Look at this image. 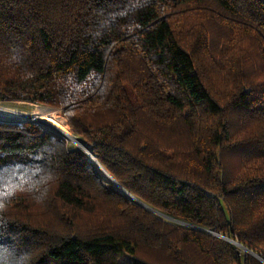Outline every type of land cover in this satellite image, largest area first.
I'll return each instance as SVG.
<instances>
[{"label": "trees", "instance_id": "obj_1", "mask_svg": "<svg viewBox=\"0 0 264 264\" xmlns=\"http://www.w3.org/2000/svg\"><path fill=\"white\" fill-rule=\"evenodd\" d=\"M7 100L60 107L122 188L35 119L0 120V264H155L140 246L261 264L207 232L264 258V0H0Z\"/></svg>", "mask_w": 264, "mask_h": 264}, {"label": "rangeland", "instance_id": "obj_2", "mask_svg": "<svg viewBox=\"0 0 264 264\" xmlns=\"http://www.w3.org/2000/svg\"><path fill=\"white\" fill-rule=\"evenodd\" d=\"M250 52H253L255 67L258 68L260 66V68H262V64L260 63V62H262L261 55L259 54L258 49L250 50ZM208 77H207V79H208L209 83L211 82L210 80H212V82H211L212 87H214L215 89H218L217 90L218 93H220V94L223 93L222 90H221L222 85H221L219 79H216L215 75L212 72H209ZM0 106L1 107L12 108V109H18V110L24 111V112L38 111V112L41 113V115L50 117L52 119V121L51 120L44 121V120H41V119H35V120L40 122V123H42L43 125H45L46 129L49 130L50 132H52L55 135H58V136L64 138L65 141L68 144V148L69 149H80V150H83L81 148L82 145L77 144L76 141L71 140L65 134H63L58 128H56L54 123L60 124L64 128V130L69 135L74 137L75 139H80L81 141L86 143V141L83 138H81V136H79L72 129V127L68 123L67 119L62 114L60 107H55V106H50V105L40 104V103H34V102H29V101H18V100L17 101H15V100L0 101ZM59 117H63L65 119V121H64L65 123H62L60 121ZM229 118H230L231 121H233L234 120V115L230 114ZM27 119H34V118H30L26 114L14 113V112H11V111H5V110H1L0 109V120H27ZM53 121H55V122H53ZM252 125H255V123L253 122ZM169 139H170V137H169ZM172 139H174V137ZM178 141L181 142V141H183V139L180 138V139H178ZM87 145L89 146L87 148H89L91 150V145L90 144H87ZM217 155L219 157V160H220L221 164L224 166V174L226 173L225 176H230V174H232L231 172L237 171V169L239 168V165L241 163L240 157L238 156L237 152H233L228 146H222V148H220V150L217 152ZM87 156H88V158H89V160L91 162L97 164L96 161L93 160L88 154H87ZM97 167H98L99 177H100V179H101V181H102V183L104 185L115 183L108 176L106 171L103 170L98 164H97ZM127 198L131 202H136V201H134L135 199L133 197L128 196V194H127ZM137 203L141 207L145 208L150 213H152L154 216H156V217H158V218H160L162 220L167 221L169 224H172V225H184V226H188L190 228L199 229V228H196L195 226L185 224V223H183L181 221L175 220V219H173V218H171L169 216L161 214V212L159 213L157 211H154V210L148 208L147 206H145V205H143V204H141L139 202H137ZM207 233L211 234V235H214V236H216V237H218V238H220L222 240H225L227 242H230L234 246V251L237 254L240 255L242 253H248V254L252 255L257 261H259V263L264 264V262L259 257L253 255L251 252L246 250L243 246H240L239 244H237V241L235 242L234 239L227 238V237H224V236L219 235V234H214L211 231H208ZM137 255L140 256V257H143L144 259H147L148 261H150L152 263H155V264H175V261L163 249L158 248V247H143V246H140L138 248V250H137ZM127 258H128L127 256H124L122 259L124 260V259H127Z\"/></svg>", "mask_w": 264, "mask_h": 264}, {"label": "bare ground", "instance_id": "obj_3", "mask_svg": "<svg viewBox=\"0 0 264 264\" xmlns=\"http://www.w3.org/2000/svg\"><path fill=\"white\" fill-rule=\"evenodd\" d=\"M0 109H1V110H5V111H11V112H14V113H22V114L37 115V116L41 115V113L38 112V111L24 112V111H20V110H18V109H12V108L1 107V106H0ZM42 114H43V113H42ZM40 119H41V120H44V121H47V120H51V121H52V119H51L50 117H48V116H44V115H41V116H40ZM53 122H55V121H53ZM48 123H49V122H48ZM54 124H55L56 128H58V129H59L63 134H65L68 138H70L71 140L76 141L77 144L82 145L81 147L85 148V149L88 151L89 156H90L93 160H95V157H94V155L92 154L91 150H90L89 148H87V147H89V146L84 145V142L81 141L80 139H75L74 137H72L71 135H69V134L64 130V128H63L60 124H58V123H54ZM48 125H49V124H48ZM51 126H52V125H51ZM53 127H54V126H53ZM83 145H84V146H83ZM95 161H96V160H95ZM106 173H107V172H106ZM107 174H108V173H107ZM131 197H132V196H131Z\"/></svg>", "mask_w": 264, "mask_h": 264}, {"label": "water", "instance_id": "obj_4", "mask_svg": "<svg viewBox=\"0 0 264 264\" xmlns=\"http://www.w3.org/2000/svg\"><path fill=\"white\" fill-rule=\"evenodd\" d=\"M28 117H30V118H34V119H40V116L41 115H39V116H37V115H29V114H26ZM84 145H86V146H88L86 143H84ZM88 155H89V153H88V151L85 149V148H83V147H81ZM96 159V158H95ZM103 170H105L98 162H96ZM106 171V170H105ZM107 172V171H106ZM108 176L120 187V188H122L121 187V185L115 180V179H113V177L108 173ZM130 196H132L131 194H130ZM133 197V196H132ZM137 202H139V203H141V204H143V205H145V206H147L148 208H150V209H152V210H154L153 208H151V207H149L148 205H146V204H144L143 202H141L139 199H137V198H135V197H133ZM154 211H156V210H154ZM196 228H199V229H203V228H201V227H198V226H195ZM203 230H205V229H203ZM211 232H213L214 234H219L218 232H215V231H211ZM219 235H221V234H219ZM243 246V245H242ZM246 250H248L249 252H251L253 255H255V256H257V257H259L263 262H264V258L261 256V254H258V253H256V252H254L253 250H251V249H249V248H247V247H245V246H243Z\"/></svg>", "mask_w": 264, "mask_h": 264}, {"label": "built area", "instance_id": "obj_5", "mask_svg": "<svg viewBox=\"0 0 264 264\" xmlns=\"http://www.w3.org/2000/svg\"><path fill=\"white\" fill-rule=\"evenodd\" d=\"M236 242V241H235ZM237 244H239L238 242H237ZM240 246H242L241 244H239Z\"/></svg>", "mask_w": 264, "mask_h": 264}]
</instances>
